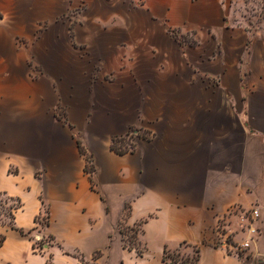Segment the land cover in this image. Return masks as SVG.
Listing matches in <instances>:
<instances>
[{"label":"crops","instance_id":"obj_1","mask_svg":"<svg viewBox=\"0 0 264 264\" xmlns=\"http://www.w3.org/2000/svg\"><path fill=\"white\" fill-rule=\"evenodd\" d=\"M260 2L0 0V264H264ZM255 208L251 247H216Z\"/></svg>","mask_w":264,"mask_h":264},{"label":"rangeland","instance_id":"obj_2","mask_svg":"<svg viewBox=\"0 0 264 264\" xmlns=\"http://www.w3.org/2000/svg\"><path fill=\"white\" fill-rule=\"evenodd\" d=\"M261 5L262 4L260 2L258 4V6H255V5L247 6L246 11H243L242 14L247 18L248 21L252 22L254 25L264 27V12L261 9ZM136 132L137 131L131 132L130 134L121 138L122 141L113 145L112 149L117 153H124V152H128L131 149H133L134 146L136 145V141L140 140L144 136L142 133L140 134V132H137L138 135L135 136ZM92 169H93L92 165L89 164L87 167L88 172L91 173L90 171ZM12 205H17V203L10 201L5 196H0V213H1L2 217H7L8 219H10V207ZM241 217H242V215H241ZM223 222H225V220ZM220 225L224 226L225 223L220 224ZM137 230H139V228H137V227L130 228V229L125 228L123 230L124 232L128 233L131 238L132 237L135 238V239H132V242H131L132 244L126 245L128 248H134L132 246L133 243L137 244ZM215 245L217 247L216 242H215ZM138 249H139V247H138ZM198 251H199L198 248H194V247L189 246V245H183L174 254H168L167 259L172 264H174V263H176V264L191 263L199 255Z\"/></svg>","mask_w":264,"mask_h":264},{"label":"built area","instance_id":"obj_3","mask_svg":"<svg viewBox=\"0 0 264 264\" xmlns=\"http://www.w3.org/2000/svg\"><path fill=\"white\" fill-rule=\"evenodd\" d=\"M138 133H135V136H137ZM43 217L46 218V215ZM260 217V210L259 209H252L249 213L242 214V219L245 222L246 225L243 227V231H246L248 234V238L244 240L243 242H234L231 238V235L227 233V230L224 226H221L220 222L216 224L214 231L217 235V247L224 248L228 250H235L237 252H241L244 250H247L251 247L252 243L258 238L260 235V230L257 226V221ZM43 244L39 245L37 244L36 250L42 251L44 250L48 245L49 241L46 239H41Z\"/></svg>","mask_w":264,"mask_h":264},{"label":"trees","instance_id":"obj_4","mask_svg":"<svg viewBox=\"0 0 264 264\" xmlns=\"http://www.w3.org/2000/svg\"><path fill=\"white\" fill-rule=\"evenodd\" d=\"M120 141H122L121 138H114L113 141H112V146L115 145L116 143L120 142ZM79 147H80V151H81V153H85V150H84V148L82 147L81 144L79 145ZM0 196H5V195H4L3 193L0 192ZM5 197H7V196H5ZM7 199H9L10 201H13V202L17 203V205H12V206L10 207V219L13 221V219H14V213H15L16 210L19 209V207H20V202L17 201V200H15V199H13V198H10V197H7ZM47 217L49 218V214H48V212H47ZM48 218H47V219L44 218L43 220H41V219L39 218V219H38V222H39L41 225H43V226H47V225L49 224ZM21 233H22L23 235H26V236H28V234H29V233H26V232H24V231H21ZM132 239H135V238L132 237ZM4 242H5V236H0V248L3 246ZM38 244H39V245H42V244H43L42 240H39V241H38ZM165 258H166V256H165ZM198 261H199V256H197V258H195L194 261H192L191 263H184V264H198ZM48 264H52V262L49 261ZM175 264H176V263H175Z\"/></svg>","mask_w":264,"mask_h":264}]
</instances>
